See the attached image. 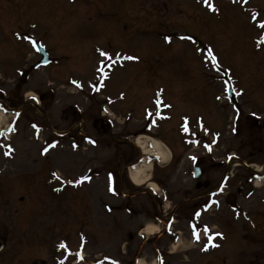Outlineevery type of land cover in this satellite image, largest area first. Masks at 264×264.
<instances>
[{"label": "rangeland", "instance_id": "obj_1", "mask_svg": "<svg viewBox=\"0 0 264 264\" xmlns=\"http://www.w3.org/2000/svg\"><path fill=\"white\" fill-rule=\"evenodd\" d=\"M238 2L208 0L206 4L216 9L209 14L200 0H0V110L9 111L0 130V237H5L0 264H60L67 253L57 244L66 237L71 252L86 245V264H98L100 256L133 264L135 256L144 253L150 264L155 255L165 258L162 264H264V188L262 183L255 186L256 175L244 166L231 165L235 159L249 162L252 169L259 165L253 119L260 108L259 98L264 97V29L258 26L264 22V0ZM182 32L197 35L207 47L199 48ZM25 37L50 46L57 60L54 65L36 71L39 56L23 41ZM21 43L24 55L17 49ZM102 51L138 59L115 65L102 81L96 67L101 61L109 64ZM22 69L26 74L21 76L18 70ZM227 78L240 93L232 100L239 113L220 98ZM156 91L162 93L158 96ZM158 98V112L169 120L162 121L157 132L179 151L168 165L155 164L150 172L160 187L156 194L132 196L138 186L131 182L125 166L138 155L128 141L136 134L158 137L155 130L149 133L145 128L158 112L152 110V119H144V109ZM101 103L115 121L114 127L102 122L104 135L68 120L93 105L98 110ZM19 111L22 116L14 128ZM242 115L245 118L234 133V120ZM83 118L88 121L87 116ZM181 121L183 127L187 121L206 129L192 128L184 134ZM82 131L104 139L88 143ZM193 132L196 138L190 136ZM209 149L213 159H206L207 165L210 160L225 161L229 151L234 155L229 163L234 174L230 203L223 194L218 208L205 210L192 229L193 203L190 211H176V207L186 189H195L193 157L204 156ZM206 167L218 181L224 168ZM55 169L72 181L83 182L50 195ZM110 170H118V190H108ZM85 176L89 179L81 178ZM173 214V230L158 223L159 215ZM145 221L158 224L162 231L146 242L137 235ZM194 231L219 242V247L206 258L200 256Z\"/></svg>", "mask_w": 264, "mask_h": 264}, {"label": "flooded vegetation", "instance_id": "obj_2", "mask_svg": "<svg viewBox=\"0 0 264 264\" xmlns=\"http://www.w3.org/2000/svg\"><path fill=\"white\" fill-rule=\"evenodd\" d=\"M39 61V59L37 60ZM259 112H258V121H256V129L255 131L257 132V155L259 156L258 160H259V164L262 167L263 173H262V179L264 180V97H260L259 98ZM111 125V122L108 121ZM247 145V144H246ZM225 156H231L230 152H227L225 154ZM197 162V165L200 166L201 168V172L203 177L208 178L210 181V185L208 188H204L203 186L200 187H196L193 190H188L186 189V194L185 197H183L182 203L180 205V207L184 210V211H190L191 207L190 205L193 203L194 208H197L200 205H204L205 203H207L210 199L211 196L213 194V192L216 191V187L219 184H222L220 187V192H225V198L229 200V198L231 197V191L230 189V184L232 183V177H229V172L228 174L223 173L224 175L220 177V179H218V181H216V179L212 178L211 176H209L208 174V169L206 166H211L212 163L211 162H207L209 163V165L205 164V158L203 159H199ZM224 163L223 167L225 172L227 169V164L225 161H222ZM203 185V184H202Z\"/></svg>", "mask_w": 264, "mask_h": 264}, {"label": "bare ground", "instance_id": "obj_3", "mask_svg": "<svg viewBox=\"0 0 264 264\" xmlns=\"http://www.w3.org/2000/svg\"><path fill=\"white\" fill-rule=\"evenodd\" d=\"M5 119V115L0 111V130L4 126L3 124L5 122ZM136 141L145 155H151L158 158L161 164H166L170 161L172 151L163 141L150 135H139ZM238 163H240V161H236V165H238ZM152 169L153 164L145 161L135 168H131L129 175L133 183H135L136 185L141 186L147 183L151 190L156 191L159 189V186L150 179V172L152 171ZM159 231L160 230L158 227L153 226L147 227L141 232L149 235H158ZM176 246L177 244L175 245V247Z\"/></svg>", "mask_w": 264, "mask_h": 264}, {"label": "snow or ice", "instance_id": "obj_4", "mask_svg": "<svg viewBox=\"0 0 264 264\" xmlns=\"http://www.w3.org/2000/svg\"><path fill=\"white\" fill-rule=\"evenodd\" d=\"M205 3H207V0H205ZM212 10L213 11H215L216 9L214 8V7H212ZM254 19H255V17H254ZM260 28H262V29H264V22H262V23H260L259 25H258ZM33 27H35L34 25H33ZM19 35V34H18ZM26 39H30V38H27V37H25ZM166 40L167 39H170V38H168V37H166L165 38ZM187 39H191V37H188ZM32 42V44H33V46L34 47H36V42L35 41H31ZM37 50H39V48H37ZM208 52H209V56L212 58V59H215V57H212V52H211V49H209L208 50ZM100 55L101 56H103V57H105V58H107V59H111V57L108 55V53H106V52H101L100 53ZM125 59H128V60H134V59H138L137 57H131V56H129V57H125ZM103 64V61H101V65ZM101 73H103L104 72V69H103V67L101 66L99 69H98ZM73 83H75V81H73ZM77 86H80V85H77ZM237 95H240V93H236ZM32 99L33 100H36L37 98L36 97H32ZM168 107H170V105H168ZM149 115H151V114H149ZM253 115H255V114H253ZM33 127H36L35 125H33ZM11 130H14V129H11ZM185 131H187L188 129H187V127L185 126V129H184ZM0 135H3V133L2 132H0ZM90 143H94V141H89ZM55 145H52V147H54ZM44 153H47V151H48V148H45L44 150ZM10 154V152H5V155H9ZM194 159V158H193ZM84 179L86 180V179H89L88 177H84ZM109 180L111 181V175H109ZM80 182H83V181H80ZM69 183H72L71 181H69ZM60 189H56V191H59ZM109 191H114V189L111 187V186H109V189H108ZM196 215L197 216H199L200 214L199 213H196ZM205 231L207 232V231H209V229H207V228H205ZM193 235H195L196 236V238H197V240H199V234L198 233H196L195 231L193 232ZM216 235H221V234H219V233H217ZM213 247H218V245H215V244H213L212 245ZM59 247L61 248V249H64V248H66V245L64 244V243H61L60 245H59ZM204 250H207V248H205ZM83 257L81 256V259H82ZM61 264H63V261H61ZM113 264H116V262H113Z\"/></svg>", "mask_w": 264, "mask_h": 264}, {"label": "water", "instance_id": "obj_5", "mask_svg": "<svg viewBox=\"0 0 264 264\" xmlns=\"http://www.w3.org/2000/svg\"><path fill=\"white\" fill-rule=\"evenodd\" d=\"M1 248H2V244H0V250H1Z\"/></svg>", "mask_w": 264, "mask_h": 264}]
</instances>
